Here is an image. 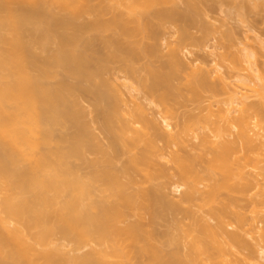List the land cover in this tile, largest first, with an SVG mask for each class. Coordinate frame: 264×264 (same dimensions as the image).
Returning a JSON list of instances; mask_svg holds the SVG:
<instances>
[{
  "label": "bare ground",
  "instance_id": "obj_1",
  "mask_svg": "<svg viewBox=\"0 0 264 264\" xmlns=\"http://www.w3.org/2000/svg\"><path fill=\"white\" fill-rule=\"evenodd\" d=\"M183 1L175 13V0H0L2 264H248L246 236L264 256V71L231 43L185 62L203 25L202 40L182 29L163 53L165 25L194 22L197 0ZM115 70L164 130L122 99ZM165 149L175 179L158 183L150 156Z\"/></svg>",
  "mask_w": 264,
  "mask_h": 264
},
{
  "label": "rangeland",
  "instance_id": "obj_2",
  "mask_svg": "<svg viewBox=\"0 0 264 264\" xmlns=\"http://www.w3.org/2000/svg\"><path fill=\"white\" fill-rule=\"evenodd\" d=\"M194 3V7L191 5L193 13H191V15L194 19L193 23L180 24L178 21H174L165 25L164 30H162L164 37L161 36L162 38L159 41V44L162 45L161 48L163 50L161 49V51L163 53H166L167 43L174 42L177 39V33L182 29L186 30L192 39L202 40L203 36L200 27L203 25L208 30V36L204 40L205 46L202 50L198 51L196 48L189 47L188 51L192 53H188L187 51L180 53V56L185 62L188 63L189 61L195 59H198L199 62L200 60H206L208 62L213 55H216L222 51L220 48L222 43H231L236 48L244 49L246 53L253 55L255 54L253 58V67L256 68L255 70L264 71V0H197ZM172 7L168 8L166 6L167 10L169 11L172 9ZM173 8L174 9H172L171 12L174 10L179 12L180 10H184L186 5L183 0H175V6ZM86 19H88V17H85L83 20ZM209 52H212V55H210L211 57L208 56ZM124 75V72L115 70L113 73H111V75L108 74L105 77L114 82V84L118 85L117 89L120 91L122 99L131 101L133 104L140 105L141 108L145 109L147 115L155 119L159 126L164 130V124L161 120V116L156 113L158 110L157 106L150 104L149 100L145 99L146 96L144 94V90L138 87L135 80L126 81L124 80ZM183 94H185V92ZM81 105L86 110L89 109L88 103L85 101L81 102ZM131 105L132 104H130V107ZM181 105L182 106L175 105L174 107L176 113L179 116L183 114L185 108L191 107L190 102L187 100ZM179 116L178 119L176 118L174 120H170L169 123L173 124L175 121L178 122L180 120ZM92 125H94V123ZM172 127H174V124ZM92 128L95 129V125L92 126ZM174 131L175 128H173L170 133L173 134ZM61 132L63 131L59 130L56 132V134H61ZM93 133L98 139H100L99 142L101 144L106 145L105 139L102 138V135L98 130L95 129ZM158 146L161 147L162 144L158 143ZM175 149V147L172 148V150ZM187 150H189V148H187ZM169 152V149H165L162 151V153H154L150 156V160L156 164V166L153 167L157 169H163L164 176L157 179L156 182L158 183H164L168 178L175 179L173 176L171 177L174 172V164L170 160V156L168 155ZM87 158L91 159L93 156L89 155ZM164 192L169 194V196L174 200H177L179 196L178 193H173V188L170 186H166ZM93 193L94 197L98 196L97 191H94ZM107 201H112V199H108ZM182 206L183 208L188 207L186 205ZM235 206L241 212L245 213V215H249L250 208L247 200H241L238 203H235ZM190 208L192 211H195V218L204 217L205 214L203 211H205V208L203 210L197 209L194 206H190ZM260 215L264 216V213H261ZM134 219L135 217L128 218V220ZM208 222L211 225L214 224L212 220H208ZM259 225L264 226V223H260ZM227 230L236 231V228L227 227ZM244 240L247 245L253 246L257 251L254 254V257L248 260V264H255L256 260L259 262V264H264V256L260 255L259 246L256 244L257 242L255 243L253 238L250 236H246ZM225 248L233 252V255L231 254L229 257L231 260H236L239 257L246 258L247 256L246 251H238V253H236L235 250L228 246ZM0 264H2V261Z\"/></svg>",
  "mask_w": 264,
  "mask_h": 264
}]
</instances>
